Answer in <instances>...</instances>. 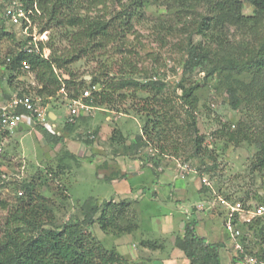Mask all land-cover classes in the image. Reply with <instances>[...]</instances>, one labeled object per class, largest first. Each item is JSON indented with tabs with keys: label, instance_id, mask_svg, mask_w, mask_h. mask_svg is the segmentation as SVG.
Segmentation results:
<instances>
[{
	"label": "rangeland",
	"instance_id": "rangeland-1",
	"mask_svg": "<svg viewBox=\"0 0 264 264\" xmlns=\"http://www.w3.org/2000/svg\"><path fill=\"white\" fill-rule=\"evenodd\" d=\"M11 1L0 0V103L17 93L39 96L40 87L34 72L14 70L7 62L8 54L24 41L22 25L11 23L4 14ZM19 1L26 6L29 0ZM35 3L33 7L40 11L28 31L44 36L41 46L49 57L67 53L73 48L70 39H79L73 35L78 28L68 23L74 15L107 23L117 36L112 41L109 35H96L89 41L80 36L82 43L74 39L78 41L74 48L84 51L57 72L71 71L76 81L65 82L66 88L52 97H41L48 112L58 111L63 118L49 129L38 123L34 131L38 147L26 143L30 136L21 141L25 131L19 129L3 140L0 243L12 235L17 243L26 240L21 247L42 230H60L69 222H79L95 208L85 204V196L110 188L95 179V170L90 171V180L81 181L77 174L82 162L65 149L66 139L79 140L86 151L95 136L98 154L115 155L116 161L123 156L148 158L151 147L160 152L164 148L168 155L190 160L208 177L213 189L201 185L197 199L214 200L216 191L251 207L264 202V13L255 12L248 0H42V8L39 0ZM78 32L82 34V28ZM95 78L96 87L92 86ZM111 78L148 85L136 91L122 89L110 104L93 103V109L74 122L64 119L67 99L77 82L83 80L79 98L88 103L92 90H100ZM152 82L164 86L159 91ZM149 102L164 116L159 117L162 126L152 127L156 117L144 109ZM146 124L148 130L154 129L152 137L146 134L150 144L139 139ZM93 154L96 157L91 150L83 161L90 163ZM159 158L161 164L170 165L171 158ZM98 160L101 165L109 163L104 157ZM33 205L39 213L31 224L11 222L18 209ZM170 206L175 208V204ZM209 213L206 217L215 220L207 223L210 237L219 238L223 208L216 204ZM256 219L240 224L241 235L235 240L228 234L221 237L222 264H264V219ZM96 221L88 232L112 251L111 236H105ZM196 223L189 221L186 231ZM181 230L177 226L176 232ZM195 252V259L186 256L190 264H199L202 247Z\"/></svg>",
	"mask_w": 264,
	"mask_h": 264
},
{
	"label": "crops",
	"instance_id": "crops-1",
	"mask_svg": "<svg viewBox=\"0 0 264 264\" xmlns=\"http://www.w3.org/2000/svg\"><path fill=\"white\" fill-rule=\"evenodd\" d=\"M68 112L67 106V111L64 114L66 121H68ZM49 116L50 119L46 122L49 128L51 124H58V121L63 118V115L58 111H50ZM38 125L28 118H24L19 128V130L25 131L21 141H25V138L30 136L28 140L26 139V143L32 145L31 142H33V145L38 147L34 134ZM44 127L46 126L44 125ZM100 130L102 131L101 127ZM92 137L95 138V141L98 140L97 137ZM95 141H89V149L85 151L81 149L79 140L66 139L65 149L82 162L84 168L82 167L81 171H78L77 176L83 183L90 180L89 173L95 170V179L106 182L105 185L110 186L109 189H99L97 192L85 196L86 198L83 200L88 199L94 205H99L104 200H113L120 205L118 206L119 211L114 212L117 217L116 222H111L107 230H101L105 236H111L112 246H115L114 248L129 262L134 264H190L184 251L180 247H176V240L179 236L184 237L189 221L197 222L192 228L195 229V235L203 238L206 244H218L221 237L228 234L224 226L226 210L220 206L224 211L223 231L219 238L211 239L207 223L215 220L207 218L209 215L206 214H210L209 211L213 207L207 204L203 211L196 212V205L201 201H206L197 199L198 195H201L200 186L202 184L198 176L194 175L183 180L184 182H178L177 168L171 157H167L171 158L169 166L161 164L160 156L158 154L155 156L152 152L148 158L146 156L142 158L123 156L126 159L118 158L119 161H116L115 155L98 154L99 150ZM130 141L131 139L128 140V143ZM91 150L96 153V157L94 154V157H90L93 162L88 163V159L83 161ZM101 157L109 161L107 166L104 163L100 164L98 159ZM161 157L165 158L166 156ZM94 160L97 162L95 163ZM170 203L175 204V208H172ZM109 215H112V212ZM203 215L207 217L203 221H199ZM179 225L182 230L177 233L176 229ZM167 238H170V244L167 243ZM219 253L221 256L220 246Z\"/></svg>",
	"mask_w": 264,
	"mask_h": 264
},
{
	"label": "trees",
	"instance_id": "trees-1",
	"mask_svg": "<svg viewBox=\"0 0 264 264\" xmlns=\"http://www.w3.org/2000/svg\"><path fill=\"white\" fill-rule=\"evenodd\" d=\"M248 1L253 6L255 12L260 14L264 13V0ZM35 2L36 0L26 1V7L29 8L30 5L33 7ZM39 6L42 8V0H39ZM56 7L55 5L53 6V13H56ZM68 23L72 25V27L78 28L76 34L73 35H77L79 39L74 38V36L70 39L73 48H70L67 53L58 54L55 52L50 57H44L38 53H26L22 50V45L27 41L24 36V41H19V49L13 54H8L7 62L10 68L14 70H22L24 61L30 63V69L26 71L34 72L35 78L40 86L37 89L40 97H52L58 91L66 88H64L65 82L74 84L73 82L76 81L71 71L64 72L60 75L57 69L65 70L64 66L77 59L80 56V51H84L83 48H74V46L78 45L77 42L80 40V36L86 38L87 41L94 39L93 37H96V35H101L102 37L109 35V41H112L114 35L117 36L116 32L113 34L111 30L107 29V23H101L99 21L95 23V20L90 21L75 15L68 18ZM80 28L83 30L82 34L78 32ZM74 39L78 41H74ZM79 42L82 43V40ZM41 45L42 43H40V47L42 48ZM66 73H68L69 76H65ZM62 76L64 77L63 79ZM111 79L110 81L107 80L108 82L104 83L100 90H92L90 97H87V99H92V103L98 105L110 104L117 99L116 92L126 88L136 91L148 85L141 84L135 79ZM98 82V79L95 78L92 86H95ZM83 85V80L77 82L76 86L78 87H75V92L70 94L69 98H79V90L83 88ZM151 85L154 88L157 87L159 91L164 86L161 82H152ZM154 100L158 103L156 98H154ZM147 104H144V109L152 111L151 114H153L154 119L156 117L152 122V127H156L157 125L162 126L159 118L164 117L160 112L162 103H158L160 109L154 108L151 102ZM150 104L151 107L149 106ZM159 113L161 114L159 115ZM167 124L168 122H166V125ZM148 127V124H146V132L143 133L139 139L143 140L145 138V141L150 144V140L146 137V134L152 137L154 129L150 131ZM163 133L165 132L160 129V134L164 136ZM163 154L168 155L167 150H164V148H162L161 152L159 151L158 156L161 157ZM87 202H89V200H86L85 204H87ZM89 204L95 206V208L90 212V215L86 213L83 220L79 222H69L60 230H42L40 235H37L31 242L29 241L21 247L20 243H24L26 241L25 239L17 243L12 235L9 236V239L0 243V264H107L108 261L112 263L117 261L122 263L125 261L128 262V260L114 247H112V251H109V249L102 246L94 234L88 232V227L92 224L94 225L96 220V222H100V226L103 230H107L111 222H116L117 217H115L114 212L116 213L119 211L118 206L120 205L113 200H104L99 205H94L90 202ZM110 212H112V215H109ZM38 213V208H36L35 205L30 208L23 207L20 210L18 209L17 212L11 216V222L16 224L18 221H22L23 224L27 222L31 224L32 220L38 217ZM261 219H264V217H258L256 220L259 221ZM194 230V228L190 229L188 227L185 236L183 238L180 237V239L177 238L176 245L184 251L186 256L193 259L196 258L195 251L201 246L202 254L197 258L199 259V264H222L219 245L215 243L206 244L203 238L195 235ZM21 234L22 232L19 236ZM194 262L195 260L192 261V263Z\"/></svg>",
	"mask_w": 264,
	"mask_h": 264
},
{
	"label": "built area",
	"instance_id": "built-area-1",
	"mask_svg": "<svg viewBox=\"0 0 264 264\" xmlns=\"http://www.w3.org/2000/svg\"><path fill=\"white\" fill-rule=\"evenodd\" d=\"M39 11L38 6L27 8L19 0H13L6 6L4 14L11 23L22 25L24 36L27 39L26 43L22 45L23 51L26 53H38L44 57H48L46 50L40 47L44 36H37L28 31L32 25L33 17ZM23 69L29 70L30 63L24 61ZM42 100L40 96L31 97L26 94L17 93L0 103V152L3 150V140L20 128L24 118H28L34 123H42L49 128L46 122L50 116L47 108L43 106ZM67 101L69 109L67 120L69 122H74L77 116L88 114L91 111L90 109H93L92 99H89L88 103L80 98H68ZM151 152L155 156L159 153V151L154 150L152 147ZM163 156L171 157L174 160L177 168V178L185 180L194 175L198 176L202 185L213 187L208 177L200 174L198 168L193 166L190 160L173 155L163 154ZM214 193L215 199L199 202L196 205V212L203 211L207 204L210 207H214L216 204L224 207L226 210L224 219L225 230L234 240L241 235L240 224L249 223L256 217H264V202L251 207L250 204L245 203L242 199H231L228 196L216 193V191Z\"/></svg>",
	"mask_w": 264,
	"mask_h": 264
}]
</instances>
